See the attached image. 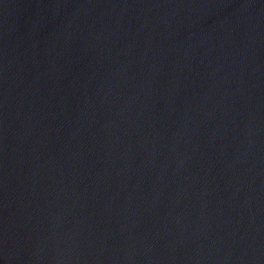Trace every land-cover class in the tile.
I'll return each instance as SVG.
<instances>
[{"label":"water","instance_id":"obj_1","mask_svg":"<svg viewBox=\"0 0 264 264\" xmlns=\"http://www.w3.org/2000/svg\"><path fill=\"white\" fill-rule=\"evenodd\" d=\"M0 264H264V0H0Z\"/></svg>","mask_w":264,"mask_h":264}]
</instances>
